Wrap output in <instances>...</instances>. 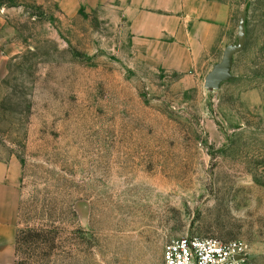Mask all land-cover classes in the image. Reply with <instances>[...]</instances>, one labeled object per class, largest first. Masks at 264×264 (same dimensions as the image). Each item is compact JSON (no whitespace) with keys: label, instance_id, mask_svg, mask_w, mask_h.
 <instances>
[{"label":"rangeland","instance_id":"374dc122","mask_svg":"<svg viewBox=\"0 0 264 264\" xmlns=\"http://www.w3.org/2000/svg\"><path fill=\"white\" fill-rule=\"evenodd\" d=\"M168 67L125 0H0V157L22 167L12 264H162L178 237L264 264V0ZM232 79H205L238 44Z\"/></svg>","mask_w":264,"mask_h":264},{"label":"crops","instance_id":"0c3cea01","mask_svg":"<svg viewBox=\"0 0 264 264\" xmlns=\"http://www.w3.org/2000/svg\"><path fill=\"white\" fill-rule=\"evenodd\" d=\"M135 37L172 69L190 71L196 55L234 25L219 0H125ZM21 163L0 157V264H12L20 206Z\"/></svg>","mask_w":264,"mask_h":264},{"label":"built area","instance_id":"2783aa9c","mask_svg":"<svg viewBox=\"0 0 264 264\" xmlns=\"http://www.w3.org/2000/svg\"><path fill=\"white\" fill-rule=\"evenodd\" d=\"M162 264H257L249 245L241 240L186 236L169 240Z\"/></svg>","mask_w":264,"mask_h":264},{"label":"water","instance_id":"95a60500","mask_svg":"<svg viewBox=\"0 0 264 264\" xmlns=\"http://www.w3.org/2000/svg\"><path fill=\"white\" fill-rule=\"evenodd\" d=\"M246 10L244 9L238 28V44L227 46L222 61L213 67L205 79V87L211 90L220 89L223 83L232 79L234 56L241 52L246 44Z\"/></svg>","mask_w":264,"mask_h":264},{"label":"trees","instance_id":"16d2710c","mask_svg":"<svg viewBox=\"0 0 264 264\" xmlns=\"http://www.w3.org/2000/svg\"><path fill=\"white\" fill-rule=\"evenodd\" d=\"M16 242H17V238H16Z\"/></svg>","mask_w":264,"mask_h":264}]
</instances>
